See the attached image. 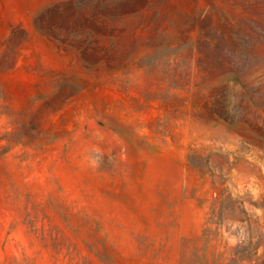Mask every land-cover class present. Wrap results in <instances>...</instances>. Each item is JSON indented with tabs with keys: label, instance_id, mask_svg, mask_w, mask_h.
<instances>
[{
	"label": "rangeland",
	"instance_id": "obj_1",
	"mask_svg": "<svg viewBox=\"0 0 264 264\" xmlns=\"http://www.w3.org/2000/svg\"><path fill=\"white\" fill-rule=\"evenodd\" d=\"M0 264H264V0H0Z\"/></svg>",
	"mask_w": 264,
	"mask_h": 264
}]
</instances>
